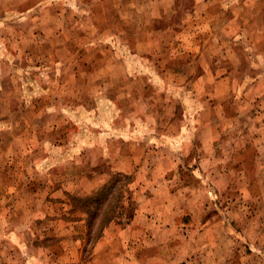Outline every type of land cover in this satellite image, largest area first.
Here are the masks:
<instances>
[{
    "label": "rangeland",
    "instance_id": "1",
    "mask_svg": "<svg viewBox=\"0 0 264 264\" xmlns=\"http://www.w3.org/2000/svg\"><path fill=\"white\" fill-rule=\"evenodd\" d=\"M0 264H264V0H0Z\"/></svg>",
    "mask_w": 264,
    "mask_h": 264
},
{
    "label": "crops",
    "instance_id": "2",
    "mask_svg": "<svg viewBox=\"0 0 264 264\" xmlns=\"http://www.w3.org/2000/svg\"><path fill=\"white\" fill-rule=\"evenodd\" d=\"M7 5H10V4L8 3ZM153 208H154L153 206L152 207L150 206L149 208L146 209V211L152 212L153 211Z\"/></svg>",
    "mask_w": 264,
    "mask_h": 264
},
{
    "label": "trees",
    "instance_id": "3",
    "mask_svg": "<svg viewBox=\"0 0 264 264\" xmlns=\"http://www.w3.org/2000/svg\"><path fill=\"white\" fill-rule=\"evenodd\" d=\"M118 176L125 177L123 174H117ZM92 200L94 199L93 197L91 198Z\"/></svg>",
    "mask_w": 264,
    "mask_h": 264
}]
</instances>
